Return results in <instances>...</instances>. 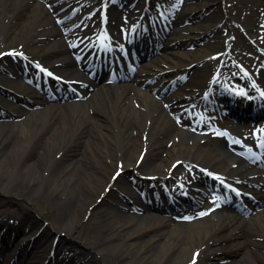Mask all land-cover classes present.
<instances>
[{
    "label": "bare ground",
    "instance_id": "obj_1",
    "mask_svg": "<svg viewBox=\"0 0 264 264\" xmlns=\"http://www.w3.org/2000/svg\"><path fill=\"white\" fill-rule=\"evenodd\" d=\"M69 1L62 0L56 4L49 0H0V77L6 83H17L26 77L38 84V89H30L26 97L13 96L0 84V103L12 98L15 103L11 102V105L18 103L35 107L34 111H30L15 106L16 119L20 117L21 120L0 121V193H13L26 200L40 197L42 202L46 201L57 211L48 225L53 235L61 232L72 235L74 229L82 224L85 233H92L91 244L96 243L91 247L97 253L108 247L117 249L121 246L113 259L66 252L57 246L55 264H193V261L195 264H208L219 254L232 257L238 253L234 260L226 264H264V209L249 217L248 209L252 208L243 206V201L252 205V198L255 197L264 206V178L243 161L236 160L232 155L227 157L223 145L211 144L183 130L185 126L196 130L203 127L196 120L198 116L193 101L198 97V90L184 87L172 94L170 90L169 93L157 90L159 82L184 74L185 53L170 51L174 61L166 58L159 64L152 78L157 81L153 83L148 84V68H143L136 75L118 72L116 77L121 81L118 80L115 86L110 84L107 95L93 92V86L85 79V71L91 69L98 79H105L96 68L107 64L112 48L108 42L104 44L106 40L102 39V43L97 38L94 40L93 35L83 39L80 18L86 17L87 12L98 5L93 3L96 0H90L93 4L89 10H86L89 1H83V6L87 8L82 13L78 12L74 21L64 26L54 24L58 20L54 13ZM134 1L136 3L133 4ZM211 1L203 0L202 5L207 11L212 7ZM143 2L129 0L128 8L123 11L115 6L107 9L115 32H118L121 19L125 16L139 18L142 15ZM197 5L200 6L199 3ZM167 8L165 13L171 15L170 20L180 24L182 13H179L184 11L181 5L171 2ZM100 11L102 13V9ZM153 14L160 19L159 12ZM146 17L147 14H144ZM202 20L205 25L206 19L203 17ZM165 26L162 37L166 33V36L172 33L173 37L168 42L178 41L184 33V29L173 32L171 26ZM229 26L225 23V27ZM210 27V35L214 33L210 46H202L191 58V62L204 63L205 67L202 71L196 70L193 79L199 73L210 70L214 61H206V58L213 54L214 47L211 45L223 41L219 35L221 26L212 24ZM202 29L195 28V38L207 35ZM123 31L125 29L122 34L128 32L132 37L135 29ZM83 51L91 56L93 68L76 60ZM222 61L221 58L216 60L213 67ZM165 63L168 65L165 66ZM245 64L248 69L250 65ZM260 64L262 68L256 71L254 79L260 82L262 79L264 85V59L260 60ZM41 67L69 80L68 85L76 88L84 100L66 102L59 107L43 98L41 93L52 95V88L55 87L44 79L47 77L41 73ZM166 71H169V76L164 74ZM232 76H238L243 83L250 82V78L236 70L231 69L230 74L220 70L212 86L224 89L232 83ZM166 77L169 78L164 80ZM18 86L23 87L22 84ZM143 89L155 92L157 96L165 95L162 103ZM212 89L204 88V92ZM61 97L58 101L65 102L66 96ZM53 98L51 100L60 97ZM247 103L253 104L252 101ZM260 106L263 114L264 104ZM166 109L175 115L185 114L180 126L170 120ZM256 114L261 116L258 112ZM216 118L219 117L212 116L208 120ZM232 125L239 144L241 136L246 137L240 133V128L245 125L236 122ZM254 135L247 137L252 141ZM160 137H165L170 146L163 145ZM80 144L85 150H76ZM235 149L250 156V148L237 145ZM261 163L264 165V161H258L256 165ZM112 170H121V173L117 175ZM207 171L215 173L218 181L214 184L227 188L233 210L220 216L211 215L202 221H189L179 228L160 220L156 214L166 209L149 195L152 193L154 199L158 186L172 183L169 190L172 202L187 196L190 203H197L196 196L186 187L190 186L189 190L194 192L198 184L209 182ZM125 174L126 177L122 176ZM121 176L122 180L117 182ZM118 188H121V199L117 201L123 203L124 211L114 220L109 216L114 203H102L98 198ZM138 190L142 193L141 197ZM138 199L140 201H136ZM9 209L0 210L3 213V216L0 215V229L5 231L4 239L8 240L12 235L16 241L20 238L18 236L24 235L21 238H25L20 256L27 260H19L16 264H38L32 257L34 255L42 258L41 264H44L53 251L54 238L45 232L33 237V230L38 224L31 214L22 212L17 215L15 209ZM133 210L143 213V217L133 215ZM86 216L89 218L84 223ZM152 244L155 249L146 253V248Z\"/></svg>",
    "mask_w": 264,
    "mask_h": 264
},
{
    "label": "rangeland",
    "instance_id": "obj_2",
    "mask_svg": "<svg viewBox=\"0 0 264 264\" xmlns=\"http://www.w3.org/2000/svg\"><path fill=\"white\" fill-rule=\"evenodd\" d=\"M80 0H72V6L71 8L75 9L78 7V2ZM163 1L167 0H152L151 7L155 6L158 3H161ZM157 2V3H156ZM198 2V1H195ZM255 2V4H253ZM202 1L200 2V6L197 5H190L185 6L183 11V16L180 19V25H178V28H183L184 33L182 36H180L179 42L176 44L177 50L184 51L188 53L186 58L183 60L184 68L193 67V63L191 62V55L195 53V51L199 50L203 45H209V42L204 41V38L200 40V38L195 39L194 33L196 27H204V31H209L210 26L212 24H219L223 20H226L228 23H232L233 30L229 31L226 28H221V31L219 35L222 39L228 38L231 39V56L227 54V59L225 60L227 64H224L221 70L228 72V70L225 67H229V69L234 65V68L238 67V63H247L251 65L252 67H255L256 69L260 70L261 64L260 60L264 59L263 51L264 48L255 40H257L261 43L264 42V29H260L262 26H264V0H227V2H224V0H213L212 1V7L214 9L210 11H206L204 8V5H202ZM79 7L78 9H80ZM194 9V10H193ZM70 7L62 9L61 12H67L65 15V20H68L72 18V14L69 13ZM201 13V14H200ZM206 19V24L204 25L201 20L203 17ZM202 19H201V18ZM209 18V19H208ZM203 21V20H202ZM94 25V22L87 23L85 25V30H89ZM249 30L247 32V30ZM250 29H253L250 32ZM260 31H263V33H260ZM87 34V33H86ZM221 39V40H222ZM264 45V43H262ZM173 46V44H172ZM172 46L170 48H172ZM214 48H212L211 52H223L225 49L224 45H212ZM174 47V46H173ZM163 48V47H162ZM195 51L193 53H189L190 49H193ZM31 52V50H29ZM168 56L172 58L173 56L169 54L168 52L165 53V56ZM163 57L161 56V59ZM163 61V59H162ZM154 62H150V67L148 72H151L155 70V64ZM204 63L201 65H197L196 67H193L190 69V73L192 75V72H195V70H204ZM215 65V63L213 64ZM213 65L208 71H204V73H199L197 76V79H194V81H198L199 85L203 84L204 86L207 85V83L211 80L213 76ZM239 68V67H238ZM188 80V79H187ZM186 80V81H187ZM192 80V79H191ZM0 84L9 87L10 91L16 93V91H19L18 88L15 86L16 83L12 82L10 84H6L4 80L0 78ZM10 85V86H9ZM165 86L163 88V91L166 90ZM196 88H199L197 85ZM21 90V89H20ZM23 91V90H21ZM20 91V92H21ZM97 91L98 88H97ZM28 91L24 90L21 92V94H26ZM149 94V92H147ZM27 95V94H26ZM152 95V94H150ZM0 105L5 110H0L1 116H11L10 112L13 113V111L16 109L9 105L7 102L0 103ZM2 120V119H0ZM171 120V119H170ZM174 122V120L172 121ZM18 129H21V127H18ZM160 142L163 145L170 146L168 143V140L165 137H160ZM211 142L215 145H221L223 142L217 141V140H211ZM23 146V143H22ZM85 150V147L82 146V144L78 145L76 147V150ZM124 177L127 176V174L122 175ZM120 177L117 182L122 180L123 177ZM264 177V175H263ZM120 188L118 190L114 189L110 192H108L105 196H100L98 199L101 200V202H114L116 203L111 211L109 216L112 219H117L119 213L121 212L120 207L122 206V203L116 200L118 199ZM10 208V211H13V209L16 210V214L19 215L20 213L24 212L25 214L29 213L34 218V222L38 225L36 226V230L34 229L33 235L36 238L38 234L45 232L52 236L54 239L55 244L59 246L60 248H64L66 252H79L80 254H94L99 259L102 257H109L111 259L115 258L117 255V252L119 251V246L117 249H114V247H108L106 250H104L102 253H97V251L94 250L91 246H94L96 242L91 244V241L93 240L92 233L88 232L85 233L83 230V225H79L74 229V232L72 235H67L65 232L58 233L56 235H53V231L48 228L49 223L55 218L56 210H53L49 204L44 201L42 202V199L40 197H35L33 200H26L25 198L15 195L13 193L11 194H2L0 193V210ZM3 214V213H2ZM0 212V215L3 216ZM134 214V213H133ZM142 217V216H140ZM1 218V217H0ZM89 216H86L84 219V223L88 221ZM140 219V218H137ZM2 220V218H1ZM170 224V222H168ZM14 223H12L13 225ZM17 224V223H16ZM175 228L181 227V225L173 224ZM12 235V234H11ZM22 236V235H21ZM18 236V237H21ZM23 239H20L18 243H16L13 240H10L8 245L11 247L14 246V249L12 250V253L9 254L12 258H15V261L13 263L18 262L19 259V252L22 247ZM18 240V239H17ZM9 241V240H8ZM61 241V242H60ZM155 245H149L146 248V253H149L155 249ZM70 249V250H69ZM74 251H73V250ZM59 250V249H58ZM115 251V252H114ZM17 255V256H16ZM238 254H235L234 256L228 257L226 254L218 255V258H214L212 260H209L208 264H226L229 263L231 260H234L237 257ZM22 257L20 260H23ZM36 261L38 264H41V259L36 258ZM13 264L9 261H5V264Z\"/></svg>",
    "mask_w": 264,
    "mask_h": 264
},
{
    "label": "snow or ice",
    "instance_id": "obj_3",
    "mask_svg": "<svg viewBox=\"0 0 264 264\" xmlns=\"http://www.w3.org/2000/svg\"><path fill=\"white\" fill-rule=\"evenodd\" d=\"M13 55H15V54L13 53ZM193 264H195V261H193Z\"/></svg>",
    "mask_w": 264,
    "mask_h": 264
}]
</instances>
